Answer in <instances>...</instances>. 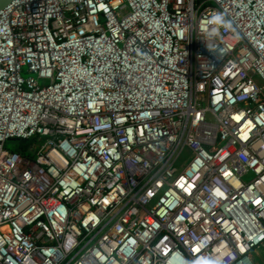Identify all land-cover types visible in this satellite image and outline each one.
Returning a JSON list of instances; mask_svg holds the SVG:
<instances>
[{
	"label": "built area",
	"instance_id": "1",
	"mask_svg": "<svg viewBox=\"0 0 264 264\" xmlns=\"http://www.w3.org/2000/svg\"><path fill=\"white\" fill-rule=\"evenodd\" d=\"M258 249L264 0L0 10V264H264Z\"/></svg>",
	"mask_w": 264,
	"mask_h": 264
},
{
	"label": "rangeland",
	"instance_id": "2",
	"mask_svg": "<svg viewBox=\"0 0 264 264\" xmlns=\"http://www.w3.org/2000/svg\"><path fill=\"white\" fill-rule=\"evenodd\" d=\"M197 0H195L196 2ZM28 74H30L29 72H26V70L24 69L23 71V75L27 76ZM25 145L24 141L21 140H8L7 143L5 144V147L7 149L10 150H17L18 148L22 147ZM257 254H254L256 260L260 261V260H264V252L260 249H258L256 251Z\"/></svg>",
	"mask_w": 264,
	"mask_h": 264
},
{
	"label": "clouds",
	"instance_id": "3",
	"mask_svg": "<svg viewBox=\"0 0 264 264\" xmlns=\"http://www.w3.org/2000/svg\"><path fill=\"white\" fill-rule=\"evenodd\" d=\"M214 22H216L217 24H223L224 23V18H223V14L221 13H217L214 17H213ZM227 27H230V25H226ZM215 31V29L213 30V32Z\"/></svg>",
	"mask_w": 264,
	"mask_h": 264
},
{
	"label": "water",
	"instance_id": "4",
	"mask_svg": "<svg viewBox=\"0 0 264 264\" xmlns=\"http://www.w3.org/2000/svg\"><path fill=\"white\" fill-rule=\"evenodd\" d=\"M11 0H0V10L5 7Z\"/></svg>",
	"mask_w": 264,
	"mask_h": 264
}]
</instances>
